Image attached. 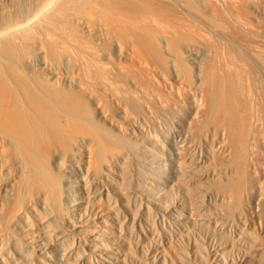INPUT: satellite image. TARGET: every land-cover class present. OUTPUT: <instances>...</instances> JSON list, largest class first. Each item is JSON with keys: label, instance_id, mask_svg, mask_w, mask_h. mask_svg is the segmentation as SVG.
Here are the masks:
<instances>
[{"label": "bare ground", "instance_id": "bare-ground-1", "mask_svg": "<svg viewBox=\"0 0 264 264\" xmlns=\"http://www.w3.org/2000/svg\"><path fill=\"white\" fill-rule=\"evenodd\" d=\"M263 82L264 0H0V264L253 256Z\"/></svg>", "mask_w": 264, "mask_h": 264}, {"label": "rangeland", "instance_id": "rangeland-1", "mask_svg": "<svg viewBox=\"0 0 264 264\" xmlns=\"http://www.w3.org/2000/svg\"><path fill=\"white\" fill-rule=\"evenodd\" d=\"M229 47L232 53L236 55V58H238L236 48L231 46L230 44H229ZM236 63L234 62V65H236ZM257 90L259 92V104H260V108L262 111L261 112L262 119L259 121L260 124L258 122H255L256 125L252 128L253 132H261V130L264 129V82L259 85ZM171 132H173V136L177 134L176 133L177 131L175 130V128L172 129ZM262 132L264 131L262 130ZM250 152H251V156H250L251 159H250V164H249L248 177L246 178L245 181H247V184L249 187L253 186L254 190L261 193L262 196L264 197V136H263V133H262V138H258L256 142L255 141L250 142ZM192 157L193 159H197L198 153L193 154ZM252 208H253L252 206H250L248 203L245 202V199L243 197L242 209H243L244 217L248 216V213L250 212V210H252ZM257 210H260V206L257 207ZM234 217L237 218L238 217L237 214H234ZM257 223L258 222L256 221V225ZM232 224L234 223L230 222L229 224V228H231L230 231H232V226H233ZM261 224L263 225L264 222H262ZM261 239H263L262 241L264 245V238L262 237ZM254 247L255 248L252 251L254 255L245 256L244 259L239 264H260L262 261H264V246L256 245Z\"/></svg>", "mask_w": 264, "mask_h": 264}]
</instances>
